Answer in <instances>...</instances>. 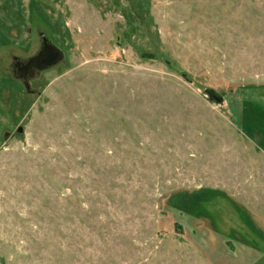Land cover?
Returning <instances> with one entry per match:
<instances>
[{
    "label": "rangeland",
    "instance_id": "1",
    "mask_svg": "<svg viewBox=\"0 0 264 264\" xmlns=\"http://www.w3.org/2000/svg\"><path fill=\"white\" fill-rule=\"evenodd\" d=\"M0 264H264V0H0Z\"/></svg>",
    "mask_w": 264,
    "mask_h": 264
},
{
    "label": "flooded vegetation",
    "instance_id": "2",
    "mask_svg": "<svg viewBox=\"0 0 264 264\" xmlns=\"http://www.w3.org/2000/svg\"><path fill=\"white\" fill-rule=\"evenodd\" d=\"M64 61L63 53L53 43L41 36L36 52L24 61H15L11 67L13 75L24 86L26 93L31 94L29 84L38 74L52 69Z\"/></svg>",
    "mask_w": 264,
    "mask_h": 264
},
{
    "label": "water",
    "instance_id": "3",
    "mask_svg": "<svg viewBox=\"0 0 264 264\" xmlns=\"http://www.w3.org/2000/svg\"><path fill=\"white\" fill-rule=\"evenodd\" d=\"M183 78L186 79V77L184 75H183ZM207 95H208L210 101H213L216 104L222 103V98L218 97L213 92H207Z\"/></svg>",
    "mask_w": 264,
    "mask_h": 264
}]
</instances>
